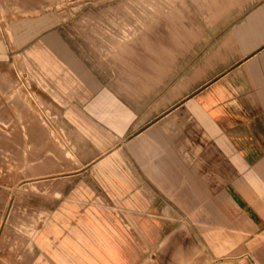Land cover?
<instances>
[{
    "label": "crops",
    "instance_id": "0c3cea01",
    "mask_svg": "<svg viewBox=\"0 0 264 264\" xmlns=\"http://www.w3.org/2000/svg\"><path fill=\"white\" fill-rule=\"evenodd\" d=\"M226 7L175 62L84 78L29 264H264V0Z\"/></svg>",
    "mask_w": 264,
    "mask_h": 264
},
{
    "label": "rangeland",
    "instance_id": "374dc122",
    "mask_svg": "<svg viewBox=\"0 0 264 264\" xmlns=\"http://www.w3.org/2000/svg\"><path fill=\"white\" fill-rule=\"evenodd\" d=\"M248 1L0 0V264H29L34 196L50 194L36 180L73 160L67 121L77 125L74 105L92 93L84 78L175 62L227 5Z\"/></svg>",
    "mask_w": 264,
    "mask_h": 264
}]
</instances>
